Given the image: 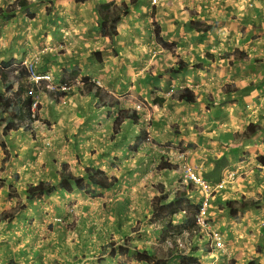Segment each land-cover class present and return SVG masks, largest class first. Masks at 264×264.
<instances>
[{"label":"crops","instance_id":"obj_1","mask_svg":"<svg viewBox=\"0 0 264 264\" xmlns=\"http://www.w3.org/2000/svg\"><path fill=\"white\" fill-rule=\"evenodd\" d=\"M107 1L0 0V62L31 57L72 81L63 96L30 93L29 129L5 131L17 109L0 105V264H149L143 250L166 253L162 264H264V0H113L127 7L114 35L98 11ZM9 80L26 100V73ZM118 109L128 111L114 132ZM180 148L212 183L243 167L208 207L225 252L195 230L187 248L165 245L185 236L202 196L181 178ZM87 167L115 183L91 197L63 177ZM41 181L55 190L26 198ZM176 190L178 212L162 215ZM251 199L260 204L240 208Z\"/></svg>","mask_w":264,"mask_h":264},{"label":"trees","instance_id":"obj_2","mask_svg":"<svg viewBox=\"0 0 264 264\" xmlns=\"http://www.w3.org/2000/svg\"><path fill=\"white\" fill-rule=\"evenodd\" d=\"M82 2L84 0H76V2ZM98 11L100 12V16L102 17V19L108 20L110 23L109 26V32L111 35H114L116 33V27H115V23L119 18V15L121 13H125L127 11V7L126 4L124 2H121L120 4L115 3V1H107L105 3H102L99 5ZM11 64V62L9 61H3L0 62V74L2 75V77L4 78L5 74L3 69L8 67ZM27 74V71L23 68L22 70H20L18 72L17 77L20 78V74ZM8 74L5 77V96H2V99L0 100V105H4L5 109H13L19 111V115L17 118H13V117H7L6 122L4 124V130H10L12 128H15L18 126V124H23L25 119H29V121L32 120V118H30V111L29 109H27L25 112L22 111L21 107L17 104L18 101H22L24 103V106H29L30 102H31V96L30 93L33 91L35 92L37 87L35 85H33V89L30 88H25L23 85L19 86V93L25 92L26 94V100H22V99H18L17 97V92H13L11 95H8V90H10L11 84L9 83L10 81L7 80ZM20 96V95H19ZM180 97L183 98L186 101H192L194 99L193 96H191V94L189 93H183L180 94ZM12 110V111H13ZM126 111L128 110H119L117 116L115 117L114 121H113V129L114 132H117L119 129V126L121 124V121L126 117ZM131 116H134L135 111L131 110ZM253 124H250L245 132V134L251 133V131L253 130ZM145 131L142 132L141 137L139 138V140L144 138V134ZM7 158L2 160V164H1V168L4 166V164L6 163ZM64 178H67L71 181H73L74 184L78 185L80 190H85L90 196H95L97 195V188H108L110 186H112L115 183V178H112L110 180H108L107 178H104L101 171H98L97 169H90V168H86L85 169V174L83 176H76L73 175L71 172H64ZM56 186L54 184H51L49 182H40L37 185V188L35 189V191L33 193H25V197L29 198L32 196H39L41 194H51L54 190H55ZM163 198V197H162ZM182 198H185L184 195L182 194V192L176 190L175 195H174V199L169 202V204H166V207L160 210V213L163 215L164 211H166L168 209V205L170 206H176L177 203L179 202H183V200H181ZM260 204V200L258 199H251L249 201L246 202H242L240 208L244 209L246 207H252L255 205ZM230 206V210L232 213H234L236 211V206L234 205L232 207L231 204H229ZM196 209V206H195ZM171 214L174 213V210L170 211ZM189 223L193 224V219L192 217H189ZM128 247H123L120 246L119 247V251L120 252H125ZM146 253H143V255ZM134 255H136V253H134ZM151 264H161V262H157V261H153L151 262Z\"/></svg>","mask_w":264,"mask_h":264},{"label":"built area","instance_id":"obj_3","mask_svg":"<svg viewBox=\"0 0 264 264\" xmlns=\"http://www.w3.org/2000/svg\"><path fill=\"white\" fill-rule=\"evenodd\" d=\"M152 4L156 3L158 0H150ZM24 65L29 73L28 79L35 84L41 85L43 84L45 88L49 89L50 91H61L64 92L66 90H69L71 87V83L68 81H62L61 83H54L48 73H37L34 68V61L30 59H25L22 63ZM170 94L169 92L167 93ZM37 102H33L32 109L35 108ZM183 154H181L182 156ZM185 157V156H184ZM182 157V158H184ZM183 168V176L189 180H191L195 185L200 187L202 191V196L199 200L198 207L196 209V212L193 216L195 227L205 233V235H208L211 239V242L213 246L217 249H220L224 252V242L222 239V235L219 232L218 229H215L211 226L209 218H208V207L210 204V198L212 197L213 193L216 190H219L223 188L224 184L227 180L233 178V176H236L238 174V170L231 171L227 178H223L220 181L216 183H212L209 181H206L205 179L200 178L195 169L187 164L186 162L182 165ZM179 246H182V243L178 244Z\"/></svg>","mask_w":264,"mask_h":264},{"label":"clouds","instance_id":"obj_4","mask_svg":"<svg viewBox=\"0 0 264 264\" xmlns=\"http://www.w3.org/2000/svg\"><path fill=\"white\" fill-rule=\"evenodd\" d=\"M155 4V3H154ZM25 59H30V60H32V61H34V68H35V71L37 72V73H43V72H38L37 71V69H36V65H35V59H33V58H31V57H25V58H23L22 59V61H20V62H11V64L8 66V67H6V68H4L3 69V71H4V74H5V76H4V79H5V77H6V75L8 74V77H7V80H9V77L10 76H13V77H16L17 75H18V72L20 71V70H22L23 68L27 71V79H28V76H29V73H28V70H27V68L24 66V65H22V63H23V61L25 60ZM45 73H48V72H45ZM49 75H50V73H48ZM3 75V74H2ZM1 74H0V76H2ZM50 77H51V79H52V81L54 82V83H61L62 81H68V82H70L71 83V85H72V81L71 80H69V79H66V80H60V81H54L53 80V78H52V76L50 75ZM29 80V79H28ZM10 81V83H13L11 80H9ZM30 81V80H29ZM33 85H35L36 87H37V89L39 88V89H44V90H46V91H48V92H51V93H53V94H56V95H60V96H63L64 94H66L69 90H66V91H64V92H61V91H50L49 89H47V88H45L44 87V85L43 84H41V85H38V84H35L34 82H32V81H30ZM11 87L13 88V86L11 85ZM71 88V87H70ZM13 91H11V89L10 90H8L9 92H11V93H9L8 92V95H11L13 92H17V88L16 89H12ZM170 93V92H169ZM37 102V104H36V106H35V108L34 109H32V104H33V102ZM4 110H7L6 111V113L7 112H9L8 111V109H5V108H3ZM27 109H29V111H30V118H32V120L31 121H29V119L27 118V119H25L24 120V123L23 124H18V126L17 127H15V128H19V127H25L26 129H29L30 128V125H31V123L34 121V120H36V115H37V109H38V99H37V97L35 96V97H33L32 99H31V102H30V104H29V106H24V109H22V111L23 112H25ZM119 110H121V109H118L117 110V112L115 113V115H114V119H115V117L117 116V114H118V111ZM18 115H19V111H13V118H17L18 117ZM7 117V116H6ZM114 121V120H113ZM5 122H6V119H4V124H5ZM4 127V126H3ZM15 128H12V129H10V130H13V129H15ZM4 129V128H3ZM9 131V130H8ZM145 135H144V138H143V141H145V142H149L150 140H151V138H150V135H149V133L147 132V131H145V133H144ZM181 150H182V152H179L178 153V155H180L179 157H180V159H181V161H179V160H175V161H177V166H179L180 167V169H181V178H182V180H184L186 183H188V184H192L193 186H196V187H198L197 185H195L191 180H189V179H187V178H185L184 176H183V168H182V165H183V163L184 162H186V160H185V157L184 156H186V150L185 149H182V148H180ZM185 152V153H184ZM181 154H183L182 156H181ZM182 157H184V158H182ZM187 164H189L188 162H186ZM190 165V164H189ZM192 166V165H191ZM194 169H195V171H196V173H197V175L200 177V178H202L199 174H198V171H197V169L194 167V166H192ZM243 169V167H240L239 169H235V170H238V174L236 175V176H239V175H241V170ZM235 170H232V171H235ZM231 172V171H230ZM229 172V173H230ZM229 173H227L226 174V176L225 177H223V178H227V175L229 174ZM236 176H233V178H231V179H234ZM223 178H221V179H223ZM202 179H204V178H202ZM220 179V180H221ZM231 179H229V180H227L226 181V183L228 182V181H230ZM219 180V181H220ZM207 181V180H206ZM42 182V181H41ZM43 182H49V183H51L50 181H43ZM218 182V181H217ZM40 183V182H39ZM225 183V184H226ZM51 184H53V183H51ZM224 184V185H225ZM55 185V184H54ZM56 186V185H55ZM37 188V187H36ZM36 188H34V190L31 192V193H33L34 191H35V189ZM200 188V187H199ZM85 191V190H84ZM42 195H44V194H41V195H39V196H37V195H35V196H33V197H40V196H42ZM96 196V195H95ZM91 197H93V196H91ZM164 202H165V207H166V204L168 203L169 204V202H171V201H169V202H166L165 200H164ZM198 203H199V201H198ZM198 203H197V205H196V209H197V207H198ZM16 206H19V203H17V205ZM164 207V208H165ZM196 209L194 208V211H193V213H192V219H193V224L192 223H189L188 224V226H187V228H186V230H189V229H191L192 227H195V223H194V218H193V216H194V214H195V212H196ZM160 210L161 209H159V212H160ZM173 210V208H172V206H170V205H168V209L166 210V211H164V213L163 214H166V213H170L171 214V212L170 211H172ZM178 211H174V213H177ZM8 215V212H4V213H2V217H6ZM210 221V220H209ZM210 224H211V222H210ZM212 226V225H211ZM214 228V227H213ZM216 229V228H215ZM192 230H195L196 231V233H201V234H204L205 235V233H203L202 231H200L199 229H197L196 227L195 228H193ZM191 230V231H192ZM220 232V231H219ZM221 233V232H220ZM173 235L174 234H171V236L173 237ZM205 236H207L208 238H209V236L208 235H205ZM222 239H223V237H222ZM168 240V239H167ZM223 242H224V240H223ZM179 243H182V246H179L178 244ZM209 243L212 245V247L213 248H215L214 246H213V244H212V242H211V239L209 238ZM109 245H113V243H109ZM169 245H171V247H173V246H175L176 248H180V249H183V248H187V244L185 243V241H183L182 242V239L181 238H178V237H174L173 239H172V243H169ZM123 247H126L125 245H122ZM119 247L120 246H117V248L119 249ZM188 247H189V244H188ZM110 249L111 250H113L114 249V247H110ZM217 249V248H216ZM224 249V248H223ZM218 250H220V249H218ZM220 251H222V250H220ZM223 252V251H222ZM224 252H225V250H224ZM143 253H146V254H144L143 255ZM154 253H156V254H158L157 252H152V253H148V251H146V250H143V251H141V255H143V257L146 259L145 261L147 262V263H149V264H151V262H153V261H157V262H161V264L163 263V261H165V260H162V258L160 257V256H165L166 255V253L165 254H161V255H159V256H157V255H155ZM140 256V255H139ZM142 257V258H143ZM139 259V258H138ZM198 264V263H197Z\"/></svg>","mask_w":264,"mask_h":264},{"label":"rangeland","instance_id":"obj_5","mask_svg":"<svg viewBox=\"0 0 264 264\" xmlns=\"http://www.w3.org/2000/svg\"><path fill=\"white\" fill-rule=\"evenodd\" d=\"M189 210H190V209H188V211H189ZM188 211H187V212H188ZM176 217H177V214H176ZM69 225H72V223H70ZM193 228H195V227H192L191 229L186 230L185 233H184L185 236H183V233H181V234H175V235H176V236H179V235H180V236H181V239H182V242H183L185 238L188 239V237H189L188 234H190V232H191V230H192ZM168 235H169V234H166V236H165V238H164V240H166V241H164V242H166V243H165L166 246H168L169 243H172V239L169 238V239L167 240V236H168ZM175 235H173V236H175ZM154 247H155V246H154ZM6 264H11V263L8 262V263H6Z\"/></svg>","mask_w":264,"mask_h":264}]
</instances>
